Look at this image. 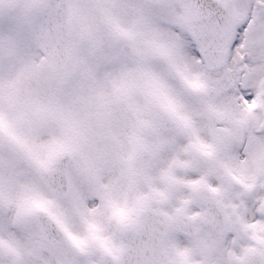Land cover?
<instances>
[{"label": "snow or ice", "instance_id": "snow-or-ice-1", "mask_svg": "<svg viewBox=\"0 0 264 264\" xmlns=\"http://www.w3.org/2000/svg\"><path fill=\"white\" fill-rule=\"evenodd\" d=\"M0 264H264V0H0Z\"/></svg>", "mask_w": 264, "mask_h": 264}]
</instances>
